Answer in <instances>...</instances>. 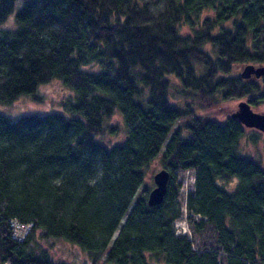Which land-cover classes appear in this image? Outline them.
I'll return each mask as SVG.
<instances>
[{
    "label": "trees",
    "instance_id": "obj_1",
    "mask_svg": "<svg viewBox=\"0 0 264 264\" xmlns=\"http://www.w3.org/2000/svg\"><path fill=\"white\" fill-rule=\"evenodd\" d=\"M16 1L0 0V22ZM245 64L264 66V0H21L0 28V105L46 101L50 82L64 95L46 113L0 111V264H74L44 246L56 239L90 264H264V167L241 153L260 132L196 112L264 102ZM154 161L169 178L149 205ZM183 201L196 247L174 226Z\"/></svg>",
    "mask_w": 264,
    "mask_h": 264
},
{
    "label": "rangeland",
    "instance_id": "obj_2",
    "mask_svg": "<svg viewBox=\"0 0 264 264\" xmlns=\"http://www.w3.org/2000/svg\"><path fill=\"white\" fill-rule=\"evenodd\" d=\"M21 4V0H17L14 4L13 10L8 14V16L0 22V28L12 27L14 24V14L18 7ZM242 67L239 69L240 72ZM41 93L48 98L46 101H35L29 95L23 94L18 98V101L11 103V105H0V111L5 110L9 112L10 116H19L24 114H42L48 112L52 107L57 106L56 100L60 99L62 95H64L63 89H61L60 84L57 82H50L40 88ZM49 99H52L49 100ZM241 100H246L244 97L231 99L227 101H221L219 104L213 105L212 107L205 108H196V112L203 116H207L209 118H213L216 120H223L225 116L233 112L237 108V103ZM254 111L264 112V102L259 103L257 106L252 107ZM114 122L122 123L121 116L119 114H115L112 118ZM182 123V121H180ZM247 129V128H246ZM251 129V128H250ZM256 130V129H255ZM259 131V130H257ZM260 134L257 137H249V133L244 136L242 139L241 145V153L245 154L251 158H254L264 167V143L262 141L264 137V133L259 131ZM119 135H106L102 139L107 143H112L118 140ZM157 161V160H156ZM150 163L147 173H146V183L153 187V179L152 176L155 171L161 169L158 162ZM179 181L185 179L186 183L189 185L190 177L188 175H184V171L177 172L176 174ZM183 213V211H182ZM182 214L180 220L176 222H180L177 225L176 230H179V233L188 232V228L191 230V238L193 239V245L196 247V240H198L197 235L194 238V231H192V221L197 218V216L192 215L191 219L189 216H184ZM185 218V221L183 220ZM187 224V225H186ZM199 243V240H198ZM44 246L49 248L50 253H52L53 257L58 260H63L66 262H72L74 264H90L89 258L85 252H83L78 246L73 245L65 240L56 239L51 240V244L49 245L47 242H44Z\"/></svg>",
    "mask_w": 264,
    "mask_h": 264
},
{
    "label": "water",
    "instance_id": "obj_3",
    "mask_svg": "<svg viewBox=\"0 0 264 264\" xmlns=\"http://www.w3.org/2000/svg\"><path fill=\"white\" fill-rule=\"evenodd\" d=\"M251 74L256 77H264V66L243 65L240 75L242 77H249ZM230 116L237 119L245 128L256 129L264 133V112L254 111L247 100L239 101L237 108L230 113ZM168 178L169 172L164 168L153 174L154 186L150 189L147 196V203L149 205H155L162 200L166 191Z\"/></svg>",
    "mask_w": 264,
    "mask_h": 264
},
{
    "label": "built area",
    "instance_id": "obj_4",
    "mask_svg": "<svg viewBox=\"0 0 264 264\" xmlns=\"http://www.w3.org/2000/svg\"><path fill=\"white\" fill-rule=\"evenodd\" d=\"M184 175L185 176L188 175L190 177V180H189V185L186 183L185 179H183L181 181L180 192H181L183 198H184V195L186 194L188 188L190 189L192 187V184H193L192 170H190V169L185 170ZM181 209L183 211V214H185L184 216H186V209H185L184 201L182 203ZM178 220H180V219H178ZM178 220H176V221H178ZM183 220L185 221V218ZM176 221L174 222L175 229H176L177 225L180 224V222H176ZM27 229L28 228L26 225L15 222L13 224V227H12V234L14 237L21 239L24 236V234L26 233ZM187 229H188V226H187ZM176 232L179 233L180 231L176 230ZM188 232H189V230H188ZM184 233H187V232H184Z\"/></svg>",
    "mask_w": 264,
    "mask_h": 264
}]
</instances>
